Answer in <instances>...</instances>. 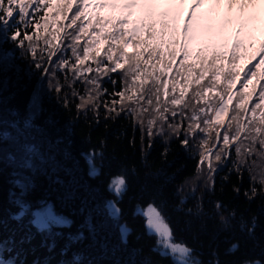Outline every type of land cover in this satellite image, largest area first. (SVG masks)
Instances as JSON below:
<instances>
[{
    "label": "trees",
    "instance_id": "trees-1",
    "mask_svg": "<svg viewBox=\"0 0 264 264\" xmlns=\"http://www.w3.org/2000/svg\"><path fill=\"white\" fill-rule=\"evenodd\" d=\"M66 2L70 17L75 11L71 0H51V9H45L50 24L54 23L52 18L57 7H63ZM102 14L107 15L106 12ZM58 19L61 27L68 23L62 16ZM231 27L237 30L238 25ZM28 31L31 33V29ZM64 36V32L60 33V43L66 47L68 41ZM263 37L264 22L251 38H243L244 47L240 52L245 58L239 62L241 75L259 61L256 56ZM45 38L51 39L41 29L40 47H44ZM237 39L236 35L230 38L223 50H229ZM0 48V131L14 138L0 142L5 157L0 162V243L6 249L0 252V257L4 261H15V264H141L148 257L152 264H179L171 256L161 257L151 251L156 237L147 235L144 218L135 215L138 205L143 209L154 203L168 219L176 242L191 248L202 264H212L215 259L221 264H244L247 260H260L264 264V198L250 201L244 195L251 187L260 188L257 165L264 161L255 153L245 157L246 164L238 173L233 166L236 159L233 146L227 160L214 162L216 171L211 173L212 187L206 190L203 181L196 180L198 150L182 146V135L177 138L166 131L163 136L149 138L145 133L142 142L140 127L133 128L130 115L121 112L115 116L113 113L114 119H104L107 113L103 102L110 104L118 97L105 93L101 97L99 116L88 110L91 106L78 110L80 99L72 95V88L84 95L81 81L72 84L70 73L67 80L64 73H59L63 92L58 94L49 90L47 77L42 79L41 74L30 67V57L29 60L20 58L21 50L13 42L6 41ZM7 53L12 55L6 56ZM58 55L71 57V51L68 49ZM88 63L95 67L91 59ZM253 70L257 71L253 79L262 82L264 64ZM111 76L119 82L118 73ZM240 83L238 80L235 90L240 89ZM102 87L109 92L113 90L108 77L103 78ZM25 121L30 122V128L25 129ZM13 124L17 127L13 128ZM153 131L155 133L156 129ZM25 143L33 145L39 153L32 160L33 168L19 166L21 146ZM9 154L16 157L15 164L8 163L6 156ZM92 166L97 173L94 177L89 175ZM249 168L253 170L249 172ZM204 174H208L206 167ZM116 177H124L127 183V191L121 198L109 191ZM192 181L197 185L194 193ZM237 188L239 192L235 191ZM70 190L75 193L73 198L67 197ZM181 199L185 202L178 210ZM13 200H20L27 206L28 211L20 220L12 218L20 212ZM106 201H114L120 210L118 222L98 214ZM217 202L224 205L222 213L229 218L228 227L221 224L220 214L215 209ZM198 205L201 215L186 214L187 209L196 213ZM44 207H50L55 216L65 217L71 224L39 231L30 221L33 214ZM230 213H235L234 217ZM254 216L257 226L250 236L240 225L250 226ZM89 218L97 229L95 234L87 227ZM118 225H127L131 230L127 244L120 241ZM80 235L83 236L80 240L71 239ZM233 244H239V248L230 252Z\"/></svg>",
    "mask_w": 264,
    "mask_h": 264
},
{
    "label": "snow or ice",
    "instance_id": "snow-or-ice-1",
    "mask_svg": "<svg viewBox=\"0 0 264 264\" xmlns=\"http://www.w3.org/2000/svg\"><path fill=\"white\" fill-rule=\"evenodd\" d=\"M178 2L183 5L187 0ZM71 3L75 7L72 15L69 17L67 14L69 3L66 2L63 7H57L52 18L54 23L50 24L45 9H51V0H0V46L6 41L13 42L21 50L20 58L29 60L30 57V67L38 71L42 79L47 77L49 90L58 94L63 92L59 73H64L65 80L70 73L72 84L81 81L84 95H79L77 89L72 88V95L80 99L78 110L91 106L88 110L99 116L101 97L105 93L118 97L110 104L103 102L107 113L104 119H114L113 113L115 116L121 112L130 115L133 128L140 127L142 142L145 133L149 138L163 136L166 131L177 138L182 135V146L198 150L196 180H202L206 190L212 187L211 173L216 171L214 162L227 160L233 146L236 156L233 166L238 173L246 164V156L251 157L255 153L264 161V74L260 76L262 82L257 83L253 79L257 77V71L253 69H259L264 64V44L260 47L259 61L252 68L241 75L239 67V62L245 58L240 52L244 47L243 38H251L264 22V0H194L182 25V10L175 7L177 0H71ZM105 12L107 15L102 14ZM37 14L40 15L37 17ZM60 16L68 21L63 27L58 19ZM221 18L223 23L219 24ZM232 24L238 25V39L229 50H221L226 45H220L218 39ZM41 29L51 37L45 38L44 47L39 46ZM62 32L68 41L66 47L60 43ZM68 49L71 57L58 55ZM5 55L10 57L12 54ZM90 59L95 67L88 63ZM112 73L119 74V82L111 76ZM104 77H108L113 85L111 92L102 87ZM238 80L241 81L240 89L235 90ZM68 86L71 87V84ZM64 96L67 106V94ZM250 103L251 107H248ZM11 126L17 127L15 124ZM30 127V122L25 121V129ZM13 139L8 132L0 131V142ZM148 146L151 147V144ZM21 153L19 166L33 168L32 160L39 155L36 148L25 143L21 146ZM4 159L3 148L0 147V162ZM6 159L10 164L17 162L11 154ZM205 167L208 171L206 175ZM257 167L260 168V188L251 187L244 193L250 201L264 198V164ZM252 170L249 168V172ZM96 174L92 166L89 175L94 177ZM14 183L24 187L19 181ZM196 187V182L192 181L193 193ZM109 191L121 198L127 191L125 178H114ZM235 191L239 192V189ZM74 195L71 190L67 193L68 198ZM12 202L20 207V212L12 218L20 220L28 211L27 206L20 200ZM184 202L180 200L178 210ZM197 208L196 213L187 209L186 214L201 215L200 206ZM215 209L220 214L222 226L228 227L229 218L222 213L224 205L217 202ZM98 214L118 222L120 210L114 201H106L103 211ZM135 215L144 218L147 235L156 237L152 252L161 257L171 256L179 260V264H202L191 248L183 242H176L168 219L154 203L143 209L138 205ZM229 215L234 217L235 213ZM33 217L30 223L42 232L49 231L52 225L71 224L67 218L57 217L48 209L33 214ZM86 223L89 231L95 234L97 229L90 218ZM256 226L255 216L250 226L240 225L241 230L250 236L254 235ZM118 227L121 243L127 244L131 230L127 225ZM82 238L80 235L71 239ZM238 248L239 244H233L229 251ZM4 250V245L0 243V252ZM0 264H15V261H4L0 257ZM141 264H152V260L145 257ZM212 264L221 262L215 259ZM244 264L262 262L247 260Z\"/></svg>",
    "mask_w": 264,
    "mask_h": 264
},
{
    "label": "rangeland",
    "instance_id": "rangeland-1",
    "mask_svg": "<svg viewBox=\"0 0 264 264\" xmlns=\"http://www.w3.org/2000/svg\"><path fill=\"white\" fill-rule=\"evenodd\" d=\"M193 3H194V0H187V2L185 4L180 5L179 2H178V0H177V4L175 5V7L176 8H178V7L180 8L181 7V10H182V16H181V20H180L181 25L183 24L184 17H186L188 15V12H189V10H190V8H191V6H192ZM218 23L219 24H222L223 23L222 18H221V20ZM236 31L237 30H235V27H231V25L227 26V28H226V30L224 32V35L218 39V43L220 45H226V47H222L221 50L227 48V44H229L230 38H233L236 35ZM256 31H257V29H256ZM262 39H264V37ZM45 209H48V210L51 211V213H53V211H52V209L50 207H44L43 209H41L40 211H37L35 213H41ZM53 226H60V225H52L51 227H53ZM174 260L177 263H179V260H176V259H174Z\"/></svg>",
    "mask_w": 264,
    "mask_h": 264
}]
</instances>
